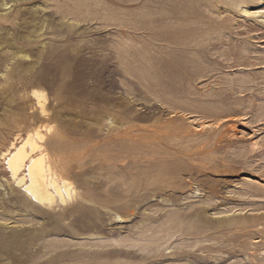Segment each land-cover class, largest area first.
I'll return each mask as SVG.
<instances>
[{
	"label": "rangeland",
	"instance_id": "obj_1",
	"mask_svg": "<svg viewBox=\"0 0 264 264\" xmlns=\"http://www.w3.org/2000/svg\"><path fill=\"white\" fill-rule=\"evenodd\" d=\"M0 264H264V0H0Z\"/></svg>",
	"mask_w": 264,
	"mask_h": 264
},
{
	"label": "bare ground",
	"instance_id": "obj_2",
	"mask_svg": "<svg viewBox=\"0 0 264 264\" xmlns=\"http://www.w3.org/2000/svg\"><path fill=\"white\" fill-rule=\"evenodd\" d=\"M204 2L206 0H203ZM210 2V1H209ZM163 2H161L162 4ZM164 4V3H163ZM162 4V5H163ZM194 4V3H193ZM207 5V3H206ZM215 5V4H214ZM217 5V4H216ZM168 6V5H167ZM208 6V5H207ZM246 8V7H245ZM160 9V8H159ZM208 9V8H207ZM169 10V9H168ZM179 10V9H178ZM166 11V10H164ZM211 11V10H210ZM224 11V10H223ZM160 12V11H159ZM162 12V10H161ZM160 12V13H161ZM169 12V11H168ZM245 12V11H244ZM258 12V11H257ZM159 13V14H160ZM172 12H169L168 14H170ZM217 13V12H216ZM232 13V12H231ZM243 13V12H242ZM248 13V12H247ZM253 13V12H252ZM158 14V15H159ZM167 13L165 15H168ZM215 14V13H214ZM220 14V13H219ZM223 14V12H222ZM244 14V13H243ZM251 14V13H250ZM254 14V13H253ZM258 14V13H256ZM261 14V13H260ZM157 15V17H158ZM218 15V14H217ZM233 15V14H232ZM262 15V14H261ZM160 16V15H159ZM159 18V17H158ZM204 18V17H203ZM221 18V17H220ZM207 19V18H206ZM161 21V20H160ZM221 21V20H220ZM175 21H173L174 23ZM185 22V21H183ZM188 22V21H187ZM187 22H185L184 24H186ZM193 22V20L191 21V23ZM233 22V21H232ZM177 22H175L174 24H176ZM178 24V23H177ZM180 24V23H179ZM183 24V23H181ZM188 24H190L188 22ZM198 24V22L196 23ZM156 25V24H155ZM168 25V24H167ZM191 25V24H190ZM202 25V24H201ZM184 26H187L184 25ZM196 26V25H195ZM206 27V25H204ZM208 26V25H207ZM165 27V26H164ZM171 27V24L170 26ZM176 27V26H175ZM183 27V26H181ZM188 27V26H187ZM191 27V26H190ZM197 27V26H196ZM168 28V27H167ZM179 28V27H178ZM204 28V27H203ZM229 28V27H228ZM238 28V27H237ZM248 28V27H247ZM165 29V28H164ZM173 29V28H172ZM176 29V28H175ZM171 30V29H170ZM251 30V29H249ZM157 31V30H156ZM161 31V30H159ZM158 31V32H159ZM163 31V30H162ZM203 31V30H202ZM230 31V30H229ZM160 33V32H159ZM173 33V31H172ZM198 33V32H197ZM196 34V33H194ZM223 34V33H221ZM229 34V33H228ZM239 34V33H238ZM156 35V34H155ZM162 35V34H160ZM177 35V34H176ZM193 35V34H192ZM218 35V34H217ZM241 35V33H240ZM167 36V35H166ZM173 36V35H172ZM175 36V35H174ZM179 36V35H178ZM177 36V37H178ZM221 36V35H220ZM225 36V35H223ZM229 36V35H227ZM225 36V37H227ZM176 37V39H177ZM181 38V37H180ZM183 38V37H182ZM185 38V37H184ZM168 39V38H167ZM189 39V38H188ZM214 39V38H213ZM226 39V38H225ZM183 40V39H182ZM216 40V39H215ZM214 40V41H215ZM223 40V39H222ZM181 41V40H180ZM185 41V40H184ZM213 41V40H212ZM217 41V40H216ZM182 42V41H181ZM205 42H208V41H205ZM193 45V44H192ZM236 45V44H235ZM234 45V46H235ZM159 46V45H158ZM224 47H227L224 45ZM237 47V46H236ZM240 47V46H239ZM242 47V46H241ZM218 48V47H217ZM224 49V48H223ZM236 49V48H235ZM240 50V49H239ZM243 50V49H242ZM159 51V50H157ZM156 51V52H157ZM215 51V50H214ZM237 51V49H236ZM246 52V51H245ZM223 53V52H222ZM226 53V52H225ZM231 54V52H230ZM219 55V54H218ZM223 55V54H222ZM217 56V55H215ZM213 56V57H215ZM228 57V56H227ZM222 59V58H221ZM234 59V58H233ZM204 60V59H203ZM240 62V61H239ZM207 63V62H206ZM148 64V63H147ZM241 64V63H239ZM253 65V64H252ZM251 66V65H250ZM248 67V66H247ZM220 72V71H219ZM183 75V74H182ZM185 75V73H184ZM189 76V78H191L193 80V77L189 74H187ZM213 75V74H212ZM210 76V75H209ZM205 77V76H204ZM208 77V76H207ZM214 77V76H213ZM212 77V78H213ZM159 78V77H158ZM184 78H186V76H184ZM188 78V77H187ZM203 78V77H202ZM206 78V77H205ZM217 78V77H216ZM198 79V78H197ZM208 79V78H207ZM215 79V78H214ZM213 79V80H214ZM219 79V78H218ZM160 81V79H158ZM190 81V80H189ZM196 81V80H195ZM212 81V80H211ZM191 82V81H190ZM192 83V82H191ZM190 83V84H191ZM204 83V82H203ZM215 83V82H214ZM188 84V82H187ZM189 84V85H190ZM209 84V83H208ZM195 85V84H194ZM222 85V84H221ZM218 86V85H217ZM220 86V85H219ZM216 87V86H215ZM193 87H191L192 89ZM223 88V87H222ZM211 89H214V88H211ZM193 91V90H192ZM191 91V92H192ZM212 91V90H211ZM212 92H215L214 90ZM208 93V92H207ZM191 94V93H190ZM206 93H204L205 95ZM209 94V93H208ZM212 94V93H211ZM207 96V94H206ZM209 97V96H208ZM202 98V97H201ZM188 100V99H187ZM191 104V103H190ZM189 104V105H190ZM193 104V102H192ZM195 104V103H194ZM193 104V105H194ZM196 105H197V101H196ZM191 106V105H190ZM224 112V110H223ZM222 112V113H223ZM225 113V112H224ZM218 114V113H217ZM220 114V113H219ZM227 114V113H225ZM230 114V113H229ZM221 115V114H220ZM205 116V115H204ZM228 116V115H227ZM221 117V116H219ZM206 118V117H205ZM221 121V120H220ZM225 121V119H224ZM218 122V121H217ZM216 123V122H215ZM217 126V125H215ZM203 127V126H202ZM36 134V133H35ZM33 142V141H32ZM31 142V139H28L27 142L21 147H18L16 149L15 152H13L11 155H10V159H9V165H10V168L12 169L13 171V175L14 177H19L20 173L26 168L27 170V173H28V177H29V181H30V184L27 185L26 189L32 194V196L34 197V199L38 202H44V201H53L57 196L61 198L62 201L65 200V193H67L69 191V186L68 184L66 183H63V185L61 183H59V181L57 180L56 177H54L53 175V172H52V169H50L49 167L45 166V162H44V157L42 156H38L36 158H33L31 160V162L29 164H27L28 162V159H29V155L26 154L25 152V146L28 144V143H32ZM34 145V144H33ZM40 146V145H39ZM14 147V146H13ZM36 148V147H35ZM10 154V153H9ZM47 165V164H46ZM25 179V178H24ZM24 179L21 180V183L23 182L24 183ZM25 189V190H26ZM69 195V194H68ZM70 198V197H69ZM46 202V203H47ZM54 202V201H53Z\"/></svg>",
	"mask_w": 264,
	"mask_h": 264
}]
</instances>
